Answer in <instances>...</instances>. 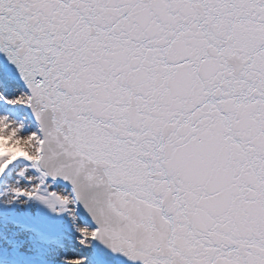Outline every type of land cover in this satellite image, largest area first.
<instances>
[{
    "label": "snow or ice",
    "instance_id": "6c2138e0",
    "mask_svg": "<svg viewBox=\"0 0 264 264\" xmlns=\"http://www.w3.org/2000/svg\"><path fill=\"white\" fill-rule=\"evenodd\" d=\"M0 264H264V0H0Z\"/></svg>",
    "mask_w": 264,
    "mask_h": 264
}]
</instances>
